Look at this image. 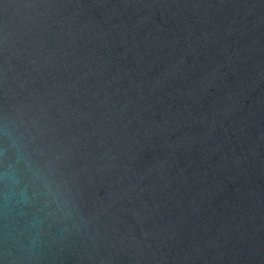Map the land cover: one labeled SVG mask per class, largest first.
Masks as SVG:
<instances>
[{"label": "water", "instance_id": "water-1", "mask_svg": "<svg viewBox=\"0 0 264 264\" xmlns=\"http://www.w3.org/2000/svg\"><path fill=\"white\" fill-rule=\"evenodd\" d=\"M0 264H264V0H0Z\"/></svg>", "mask_w": 264, "mask_h": 264}]
</instances>
